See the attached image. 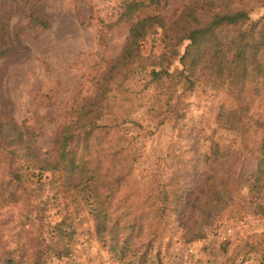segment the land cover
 Returning a JSON list of instances; mask_svg holds the SVG:
<instances>
[{"label": "rangeland", "instance_id": "374dc122", "mask_svg": "<svg viewBox=\"0 0 264 264\" xmlns=\"http://www.w3.org/2000/svg\"><path fill=\"white\" fill-rule=\"evenodd\" d=\"M131 1L134 8L129 10ZM189 1L0 0V24L10 47L7 55L0 52V114L7 113L22 130L33 132L40 152L54 157L53 139L74 119V105L81 98L93 99L98 80L120 54L130 26L152 15L167 25ZM263 2L245 0L251 19L264 13ZM33 6L46 21L45 28L31 24ZM186 43L177 47L179 53ZM165 50L164 32L154 24L140 41L134 76L121 86L109 85L116 113L124 121L111 129L103 152H120L131 160L132 171L116 191L118 203L142 207L156 200L157 184L152 181L167 183L175 173L173 186L187 177L196 179L185 193L186 210L164 217L161 236L152 247L142 236H130L136 254L127 251L118 259L98 240L86 203L61 184L59 172L47 171L39 179L32 176L37 171L23 167L26 189L19 191L20 200L0 205V264L8 256L14 264H33L37 256L42 264H152L156 252L163 264H264V216L256 207L261 199L248 193L244 181L255 167L251 149L260 135L251 130L239 136L218 126L220 108L238 103L214 75H203L190 89L175 79L150 82L149 71L158 68ZM257 59L264 64V47ZM179 67L178 59H172L169 70ZM257 81H246L243 100L252 111H264L263 90L254 89L261 78ZM171 95H181L183 117L177 121L164 111ZM212 142L230 159L205 168L202 157L210 153ZM6 179L0 163V182ZM40 201L47 204L42 221L27 213ZM65 215L71 227H63L74 230L62 242L68 244V253L57 257L47 244H55L54 225Z\"/></svg>", "mask_w": 264, "mask_h": 264}, {"label": "trees", "instance_id": "16d2710c", "mask_svg": "<svg viewBox=\"0 0 264 264\" xmlns=\"http://www.w3.org/2000/svg\"><path fill=\"white\" fill-rule=\"evenodd\" d=\"M133 5V1L128 3L129 10L134 8ZM244 5L245 0H190L167 25L153 15L134 22L120 54L107 64L98 80L93 99L81 98L71 110L74 119L64 124L53 139L54 157L40 152L33 132L22 130L7 113L0 114V163L7 176L0 182V205L16 204L20 200L19 191L26 189L21 173L23 167L37 171L32 172V176L37 175L39 179L47 171L59 172L61 184L74 189L86 203L98 240L118 259L126 256L127 251L136 254L129 243L130 236H142L145 245L152 247L154 239L161 236L164 217L170 213L177 214L183 207L186 210L185 193L196 179L187 177L181 181L182 184L177 181L173 186L171 181L175 173L167 183L159 185V181H152V184H157L153 187L156 200L144 202L142 207L125 200L118 203L116 191L126 183L132 171L131 160L128 156L122 158L120 152H103L104 142H107L105 138L111 129L124 121L116 113L117 103L110 95L109 85L121 86L134 76L139 66L137 50L140 41L157 24L164 32L166 50L156 62L158 68L149 71V81L158 85L164 79H175L190 89L203 75H214L218 85L238 103L235 107L220 108L218 126L239 136H246L251 130L260 135L258 144L251 149L256 159L255 167L247 173L244 181L248 185V193L261 199L256 203L257 213L264 216V111H252L243 100L249 78L258 80L257 84L261 78V85L254 89L261 91L262 88L264 93V64L257 59L264 47V13L257 19H251ZM37 13L33 6L31 24L45 28L46 21ZM230 28L233 30L231 35ZM4 33V24L1 23L0 52L7 55L10 47ZM184 41L187 43L179 53L177 47ZM175 58L180 67L170 71ZM180 96L171 95L164 106V111H169L175 121L183 117ZM106 157H110L107 164L104 162ZM202 158L205 168L218 166L230 159L227 151L219 150L217 142L211 143L210 153ZM46 205L43 201L36 203L27 212L28 216L42 221ZM65 217L67 215L54 225L55 244H47L57 257L68 253V244L62 242L64 238H70L74 230L63 227H71ZM14 262V258L9 256L3 259V264ZM33 264H42L39 256ZM152 264H163L159 252L155 253Z\"/></svg>", "mask_w": 264, "mask_h": 264}]
</instances>
